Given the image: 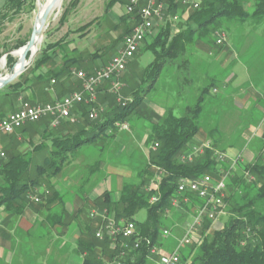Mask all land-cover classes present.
<instances>
[{"label": "trees", "instance_id": "trees-1", "mask_svg": "<svg viewBox=\"0 0 264 264\" xmlns=\"http://www.w3.org/2000/svg\"><path fill=\"white\" fill-rule=\"evenodd\" d=\"M162 1L167 5L166 12H170L171 16L178 11L180 0ZM77 2L78 0H71L64 7L59 18L60 24ZM115 2L127 5L129 0H106L105 13ZM34 8L35 0H5L0 8V31L7 21H11L22 10L31 12ZM136 11L137 8L131 14L126 13L122 16L123 21L128 19L129 25L125 26L123 34L119 35L110 47L122 41L123 36L131 31L132 23L138 18ZM132 17L135 19L133 20ZM263 17L264 0H200L198 8H190L187 19L177 33L173 35L169 33L170 22L166 21L155 38L148 43L146 49L151 50L154 57L144 68L143 77L136 88L130 89L126 94L130 98L123 104L110 103L109 108L93 120H89L88 110L92 106L96 107V102L79 104L76 108L79 114L78 123L63 122L60 127L66 130L64 134L58 135L54 130L52 131L49 126L50 120L44 118L36 122H28L12 134L0 136L1 145L6 151V157L0 159V206H3L10 218L18 217L26 208H30L42 216V222L45 221L51 227L62 226L61 216L59 213L56 214L53 206L57 203L61 204L64 195L52 187L50 180L60 174L63 175L66 167L72 164L82 147L96 145L98 139H103L105 143H115L114 138L117 133L128 131L119 130L115 124L127 122L130 127L132 126L134 123L132 118L135 115V118L139 116L138 108L143 103L145 92L155 85L163 67L167 63H173L178 69L183 68L186 73L182 80L177 79L182 93L186 95L183 113L177 115L172 107H168L161 114H154L156 122L151 125L144 139L148 153L135 167V179L124 182L116 198L105 189L90 202L91 207L98 210L105 209L107 214L113 216L118 223L121 220L133 221L138 234L129 239L116 237L112 240L109 236L98 239L95 231L100 226L101 219L89 215L84 226L79 227V235L74 240L72 251L81 257V264H109L114 260H119L121 264H149V247L153 244L158 247L164 245L161 227L169 221L166 213L170 209L176 210L170 205V199L176 193L179 178H196L208 174L213 179H218L222 172H228L226 194L223 197V201L228 204L226 223L222 228L212 229V220L204 219L200 228L201 238L197 240L198 242L187 244L189 246L187 250H184V247L178 264H264V142L253 160L241 166L240 173H237L227 161L218 163L213 157L212 150L209 149L195 155L190 162L179 160L180 155L194 144L193 139L200 132L201 114L206 100L213 96L219 97L217 95L220 94L218 90L221 89V83L230 74L224 73L218 75V78L213 76L212 79L210 76L206 84H201L196 95L190 96L189 92L193 86V67L189 66L190 56L184 58L186 49L189 48L188 53L191 54L194 48L204 49L201 45H206L205 41L211 37L212 43L221 48L223 43L221 45L215 43L213 34L216 30L226 29L229 22L243 25L248 22L259 24ZM88 25L89 22L79 28L85 30ZM28 38L29 36L18 40L11 47H6L5 43L0 42V58L8 50L23 46ZM58 44V42L46 43L39 49L29 68L31 76L21 79L22 72L15 80L0 89V115L4 113L2 109L6 106L11 111H15L17 97L28 87H39L44 93H48L44 88L52 77L56 80L55 86L60 75L71 74L70 66L76 62L72 58L63 61L62 71H40L49 64L50 50ZM15 62L16 58L12 54L6 55L8 69ZM85 72L92 73V71ZM102 86L97 88L101 99L106 96L105 93L102 97L101 93L106 89ZM185 87L188 89L185 90ZM212 89L216 91L211 93ZM190 98L194 99L193 103L187 102ZM41 126L43 129L39 133V141L32 144L30 150L25 152L16 150L17 133L20 132L24 140H27L26 137H33ZM214 131L211 129L207 132L210 137L208 140L213 148L225 152L219 148L216 140L214 141L213 134L216 133ZM25 133L27 135H24ZM30 140L28 138L31 144ZM155 143L157 146L152 149L151 146ZM114 146L117 149L118 146ZM103 147L104 145L98 150L103 151ZM37 153H42L41 163L35 164V174L31 175L32 156ZM103 159L100 156L89 164L88 175L98 169ZM246 172L252 176L251 179L245 175ZM40 181L47 183L51 193L37 194L40 200L34 202L31 199L32 189L41 184ZM151 181H155L156 188L151 186ZM185 195L189 197L188 202H183L180 197L182 209L176 211L186 209L195 214L200 200L194 194ZM153 196L157 197V200L151 201ZM140 210L145 211L142 220L134 217ZM80 211L77 209L72 217H77ZM207 231L210 234H207ZM136 238H141L140 246L133 248ZM145 238L149 239V244L145 242ZM122 241L126 242L128 247L124 248L121 245ZM121 252H124V255H121Z\"/></svg>", "mask_w": 264, "mask_h": 264}, {"label": "rangeland", "instance_id": "rangeland-1", "mask_svg": "<svg viewBox=\"0 0 264 264\" xmlns=\"http://www.w3.org/2000/svg\"><path fill=\"white\" fill-rule=\"evenodd\" d=\"M44 1L45 0H40V2L42 3ZM89 1L90 0H81V5L79 6V11L77 12V19L79 21L77 26L88 22L91 19V16L95 13V15L98 16V19L94 22L93 25L88 28L83 37L76 38L73 42L70 41V43L72 42L71 44L74 43V45L78 47L82 52H75L71 54L73 56H69L75 57L79 56L81 53H83L82 55L85 56H95L96 53H100V55L103 53L101 58L104 59L113 51V48L110 47L111 37L107 25L109 18L108 16L102 17L106 0H94V4L92 6H88ZM182 1L183 0H180V3L177 7L178 11L175 13L178 16H182V14H188V11L191 8L187 3H183ZM67 5V0H62L60 7L58 8L57 15L53 16V13L56 10H54V12L52 13V16L49 19V25L44 31L42 40L38 44V51L36 52L35 56L38 54L39 49L43 48L46 44V41L48 39L47 34L50 31L57 29L59 25L58 21L60 15L64 7ZM119 7L121 11L125 9L122 5H120ZM90 8H93L94 10L92 15H88L89 13H85ZM36 11L37 7L35 5V8L31 12H26L25 10H22V12L15 15L11 21H7L1 28L0 42L5 43L7 45L6 47H11L18 40L30 36L31 29L33 26V16ZM165 15H168L167 21H172L171 24L174 23V26L178 29L181 20H172L170 12L168 13L165 11ZM86 17L87 19H85ZM255 23L256 22H248L243 25L238 24L236 22H229L226 26V29L221 28V30L224 31L226 34L225 41L222 45L220 44L221 48L212 43L211 37L208 38V41H205L206 45H201V48L204 49H193L192 54H185L184 58L188 55L190 56L189 60L190 63H192L190 67H193L192 84H206L210 76H216V78H218V75H223L224 73H231L235 74L234 77L237 76V79L241 75H244L243 79L247 77L249 79V82L251 83V86H257L264 77V17L261 23ZM163 26L164 25L162 23H158L154 27V32H152L147 41H144L139 51L127 64L126 71L123 72L120 77V81L122 83L121 88L112 89L109 82L105 83V86H102L106 88L105 91L102 93L100 92L101 94H103L102 97L106 93V96L103 99H101V95L99 94V91H97L95 100L96 107L94 106L95 108H97L98 111L97 118L109 108L110 103L116 102L122 104L124 101L130 98L126 94L130 89L136 88L137 84H139L141 78L143 77L142 73L144 68L154 57L151 50L144 49L148 46V42H151L155 38L156 34L160 31ZM109 29H111V26H109ZM119 30L117 29V32ZM247 32H250L248 34L251 35L248 36V34H246ZM117 34L118 33H116L115 35ZM58 37L59 36H55L53 39L49 38L48 41L55 40ZM249 41L250 45L246 46ZM69 46L66 47L68 48ZM63 53L64 52L62 50H58L59 55H63ZM13 56L17 59V56ZM232 58L233 61H230ZM201 62H204L205 65L203 66L205 67V70L204 68L200 67ZM229 62L232 63H230V65L226 66L225 68H222ZM179 63L181 64V61H179ZM241 65L245 67L244 70H246V74H244L243 70H241ZM30 66L23 71L21 79L31 76V71L29 70ZM212 67H217L218 69H212ZM1 68H3L4 74L9 71L6 66V60L4 63V67H2L0 62V71ZM204 71H206V74H204ZM212 73L215 74L212 75ZM231 74H229V76ZM184 76H186L184 69H178V67L173 63H167L163 67L155 85L150 90L145 92L143 103L140 105L141 107L138 108L139 116L135 118V115L132 118L134 123L131 127L129 126L128 131H125V133L127 134L122 136V142L126 143L130 141L134 145L136 141H138V143L141 141L140 138L142 139V141H144L147 133L149 132V128L153 123L156 122V116L154 117V114H161L164 110L163 109L159 111H153L148 103L151 99H154V96L159 91H165L164 93L167 92L168 94H166L168 95V98L172 97L174 106L176 108L175 113L177 115L183 113V106L185 105L184 100L186 98V95L182 93L177 79L182 80ZM233 79H231L230 83L228 82L226 84L225 80H223V82L221 83V89L218 90L220 94H218L217 96L219 97H215L216 99H213V97H211V99L206 100L205 105L203 106V112L201 114V126L206 127L205 124L210 121L212 124H214L213 121H216L217 118H219V120L216 121L218 131L213 134L214 141L216 140L215 142H217L219 148L223 149L227 154L226 161L228 164H231L232 160L237 156L242 159V161L233 168L237 173H240L241 166L244 163L253 160V158L256 156V153L260 150L264 142V135H261L259 137L260 139L257 138L255 128L256 123L259 120L261 121L262 118H264V110L254 108L252 111L247 112L245 111V109H241L240 107H243V101L245 100L243 98L244 95L241 96L240 94L244 93L243 89H245L246 86L243 87L242 90H235L234 87L237 83L236 80ZM187 89L188 87H185V90ZM189 93L190 96H192L191 92ZM211 93H213V89ZM218 98H220V100H218ZM166 102L168 101H165V103ZM187 102L193 103L194 99H187ZM6 109H9L8 106H6ZM76 123H78V121ZM119 123L120 122H117L115 126ZM211 123L209 126L212 127ZM62 124L63 122L60 123V125ZM60 125H58L57 127H53L52 131L54 129H61ZM211 127L209 128L211 129ZM136 131H138V133ZM19 133L16 134V139L18 142L16 150H18L19 152H25L26 150H30L32 144L39 141V137H37L36 133L33 134V137H28L31 139V144L28 142L27 137V140H24V136L20 135ZM133 137L136 141H133ZM209 138L210 137L207 135L206 131H204L203 128V132H199L198 138L193 139V143H200L201 141L208 140ZM121 143H105L103 139L97 140L96 147H98L99 145H104V152L101 155L104 159L103 161H101L98 169L91 175H88L89 171L87 167L89 166V162L91 164L94 160H96L97 153L96 151L92 150L95 147L84 146L82 147L83 150L90 148L89 152L86 151L88 154V158L86 160L88 161V164H82L83 161H86L82 160V158L80 157L79 160H77L76 156V159L73 160L72 164L66 167L63 175L60 174L50 180L52 187L55 188L57 191H60L64 195L62 203H57L53 206L54 211H56V214L59 213V215L61 216L60 225L62 224V226H59L56 230H53L54 228H50L47 226V224L44 223L43 231L46 232V235L43 236L47 238L49 232L52 236L55 237L60 235V237L64 239L62 241L60 240L61 242L57 247L60 251L66 253L68 252L69 248L74 246V239L79 235L77 234L79 233V227L82 228L84 226V224L89 219V215L92 209H96L90 206L91 200L88 196H90L91 194L94 195V193L96 194V192L102 190L103 188L104 190L108 188L110 189L113 198H116L118 195L117 192L120 190L121 185L124 182H130L135 179V167L139 165V162L141 160L145 159V154L148 153V146H145L143 143V145H141L139 148H137L138 144L136 145L137 147L135 146V148H133L128 146L127 143V146H125L121 155H118V147ZM229 144H231L235 149L232 151L228 149V147L230 146ZM114 145L118 146L117 149H115ZM242 148H254L251 151L252 155L250 154L249 156H246L244 152L248 151ZM0 152L4 153V156H0V159L5 158L6 151L2 146H0ZM230 152H232V154ZM41 159L42 153L33 154L31 164V175L35 174L34 166L35 164H40ZM74 162L79 163L75 164ZM40 183L41 184L36 186V188L32 189L33 192L31 195H37L41 192H44L45 195H50L51 189L48 188L47 183L44 181H40ZM154 183L155 181L150 182V184L153 185ZM72 198H74V200ZM227 205L228 204L224 202L223 214L219 215L215 220L212 221V229L222 228L223 225L226 223L228 218ZM77 209H80L81 213H79L77 217L73 218L72 216L74 215L75 210ZM28 213L32 214L30 209L28 210ZM166 215L168 216L169 221H166V223H164V226H162L161 229L170 230L171 233H173V236H170L168 238L161 237L162 239H164V245L163 247H160V250L170 252L177 242L175 239L177 237L176 235L179 234L181 236L186 225L191 222L193 214L191 210L183 209V211L179 212L176 210L172 211V209H170L166 213ZM134 217L140 220L144 219L145 211L140 210L136 213ZM209 231H207V234H210ZM201 236L202 235L200 234L199 229L195 233L194 242L199 240ZM49 243L50 242H48L47 244ZM188 247V245H183L180 250H187ZM159 259L160 257H158V255H153L149 264H157L156 261H158Z\"/></svg>", "mask_w": 264, "mask_h": 264}, {"label": "built area", "instance_id": "built-area-1", "mask_svg": "<svg viewBox=\"0 0 264 264\" xmlns=\"http://www.w3.org/2000/svg\"><path fill=\"white\" fill-rule=\"evenodd\" d=\"M182 2L189 4L192 8H198L200 5V0H183ZM136 8L137 20L132 23L131 31L123 36L121 46L111 56L107 64L97 68L91 74H87L83 70H72V74L81 82L80 90L55 98L51 102L40 103L31 102L26 99L20 100L19 107L15 111H11L0 118V135L12 134L26 123L36 122L44 118L50 119L51 127H57L62 122L76 123L79 118L78 111L76 110L77 106L81 103L90 104L95 102L98 87L109 82L112 89L121 88L120 77L126 71L127 64L139 51L143 41L152 34L154 27L158 23L165 24L168 20V15H165L167 5L162 0H129V3L126 5V13L131 14ZM171 17L172 19H177V15L175 14ZM132 19L134 20L135 18L132 17ZM213 35L217 45L222 44L226 39L225 33L219 30H216ZM55 83V78H51L44 90L46 92L53 91ZM215 91L213 89V92ZM97 116V109L93 106L90 107L88 118L96 119ZM116 126L119 130H129L127 122H120ZM156 146L157 143L153 144L151 148L155 149ZM205 149L212 150L213 157L218 163L226 161L227 154L213 148L209 140L192 144L187 151L180 155L179 160L190 162L195 155L202 154ZM0 156H4V153L0 152ZM241 161L242 159L237 156L232 160L231 167L236 166ZM227 174L228 172H222L218 179H213L208 174L196 178H179L177 190L175 195L170 199V205L176 210H181L180 197L183 202H188L189 197L185 194L191 193L200 200L199 206L195 214H193L191 222L184 228L181 236L175 238L177 242L173 249L170 252L163 253L160 247L153 244L149 247L150 260L153 255H158L160 259L156 261L157 264H178L180 260V248L194 241L195 233L201 228L204 219L207 218L213 221L223 214V197L225 196ZM245 175L249 176L250 179L252 178L247 172ZM151 186L156 188L157 184L154 183ZM31 199L34 202H39L40 197L38 195H31ZM155 200H157V197H151V201ZM90 217L101 219L100 226L95 231V236L98 239H103L104 236H109L112 240L116 239V237L129 239L138 234L133 221L121 220L118 223L113 216L107 214L105 209H92ZM170 236H173L170 230H162V238ZM140 242L141 238H136L133 242V248H138ZM145 242L147 244L150 243L147 238H145ZM121 245L124 248L128 247V244L123 241ZM121 255H124V252H121ZM109 264L121 263L119 260H114L109 262Z\"/></svg>", "mask_w": 264, "mask_h": 264}, {"label": "crops", "instance_id": "crops-1", "mask_svg": "<svg viewBox=\"0 0 264 264\" xmlns=\"http://www.w3.org/2000/svg\"><path fill=\"white\" fill-rule=\"evenodd\" d=\"M71 0H67V2L69 3ZM5 0H0V8L3 6ZM62 2V0H61ZM56 7L59 8L60 4ZM142 3V1H140ZM94 4V0H90L89 1V5L88 6H92ZM35 5H36V0H35ZM81 5V0H78V2L74 5V7L72 9H70L68 15L66 16L65 20L63 21V23H59L57 29L50 31L47 34V38L49 39H53L55 36H61L60 38H56L55 40H49L47 39L46 43H54V42H58L59 44L53 48H51L50 53H51V61L49 62V64H47L45 67H42L40 71L44 72L46 70L49 71H54V72H59L62 71L63 66V61L67 58H72L75 59L76 62L73 63V65L70 66V72L71 74H62L60 75V77L57 79V84L53 87V91L48 92V93H44L43 90H41V88L39 87H28L27 89H25L17 98L16 102H15V106L14 108H18L19 107V102L20 100H22L23 98L26 100H29L31 102H40V103H45V102H51L53 99L55 98H59L61 95L65 94V93H70L73 91H78L81 89L80 85L81 82L72 74V70H83V71H92L94 72L97 68H99L102 65H105L108 63L110 57L117 52L118 48L121 46V40L116 42V44L112 47L113 51L107 55L104 59L101 58L102 54L100 55V53H96L95 56L92 55H82L83 53H81L79 56H75V57H70L69 55L75 53V52H80L81 50L76 47L73 44H71L76 38H81L83 37V35L85 34V32L88 30V28L94 24L95 21H97L98 16H96L95 14H93L94 10L93 8H90L88 11H86L85 13H89L88 15H92L91 19L88 21L89 25L85 30H82L81 28H79L80 26L88 23H84L82 25L77 26V24L79 23L78 19H77V12L79 11V6ZM106 5V2H105ZM105 5H104V12L102 17L104 16H108V30L110 32V37H111V44H113L114 40L121 34H123V31L125 29V26H128V19H126L125 21H123L122 16H124L126 14V4L124 3H120V2H115L114 4H112L105 13ZM120 5H122L125 9L123 11H121L120 9ZM37 7V6H36ZM66 7V6H65ZM84 13V14H85ZM177 15V14H175ZM188 14H182V16H178L177 15V19H172V20H181L179 28L177 29L174 26V23L171 24L172 21H170V27H169V33L171 35L177 33L182 27L184 21L187 19ZM34 17L35 14L33 16V21H34ZM89 18V17H88ZM172 18V17H171ZM87 19V17L85 18ZM109 26H111V29H109ZM117 29L119 30L117 32ZM249 29V28H248ZM250 31V30H248ZM154 32V31H153ZM116 33H118L117 35H115ZM173 33V34H172ZM250 32H247L246 34H248ZM251 34H248V36ZM149 37H147L144 41H147ZM70 41H72L70 43ZM143 41V43H144ZM70 43V46H69ZM142 43V44H143ZM149 43V42H148ZM250 45V41L246 44V46ZM66 46H69L68 48ZM62 50L64 53L63 55H59L58 54V50ZM195 50H200L199 48H194ZM146 50V48L144 49ZM149 50V49H147ZM142 51V50H141ZM82 52V51H81ZM186 54L189 52L186 49ZM73 56V55H71ZM233 60V58L231 59ZM230 60V61H231ZM230 63V62H229ZM227 63L226 65H224L222 68H225L226 66H228ZM67 64H71V62H67ZM195 64V63H194ZM201 64V66H200ZM199 64L200 67L204 68L205 67L203 65L204 62H201ZM192 65V63L189 64V66ZM208 66V65H207ZM142 67V66H140ZM237 67V65H236ZM192 68V67H190ZM241 70H243V73L246 74V70L245 67L243 65H241ZM212 69H218L217 67H212ZM206 71H204V74ZM264 72V70H263ZM215 73H212V75ZM231 74V73H230ZM235 74H231L230 76H228L225 81L228 83H230L231 79L236 80V85H235V90H242L243 87L246 86L245 89H243L244 93L240 94L241 96H243L244 100V104L242 105L243 107H240L241 109H245V111H252L254 108H259L264 110V77L263 79L260 81V83L255 86H251L249 79L246 77L243 79V76L241 75L238 79L237 76L234 77ZM213 76H211L210 78L212 79ZM54 78V77H52ZM208 78V77H207ZM210 79V80H211ZM234 82V81H233ZM202 85L196 84L192 86L191 89V93L192 95H196V93L199 91V88ZM80 88V89H79ZM165 92V91H164ZM159 91L155 96L154 99H151L148 103L151 107V109L153 111H159V110H163L165 108L168 107H172L174 109V113L175 111V106L173 103V99L172 97L168 98V93H164ZM212 96V94H211ZM170 99V102H169ZM213 99H215V96H213ZM165 101H168L165 103ZM3 114L0 115L3 116L11 111V109H6V107H4L3 109ZM176 114V113H175ZM47 120H50L49 118H45ZM217 120H219V118H217ZM216 120V121H217ZM216 121H213L214 124L210 122H208L207 124H205L206 127H202L200 129V133L203 132V128L204 131H206V133L213 129L215 130L214 132L218 131V127H217V123ZM211 123L212 127L209 126ZM50 126V125H49ZM211 127V129L209 127ZM51 127V126H50ZM53 128V127H51ZM256 128V134H257V138H259L261 135H264V118H262V120L258 121L255 125ZM41 129H43V126H41L38 130V133L36 134L37 137H39V133L41 131ZM55 132L60 135V134H64L66 132L65 129H54ZM138 133V131H136ZM127 133L125 132H119L117 133L116 137L114 138V142L116 143H121L122 142V136L126 135ZM4 135V134H2ZM0 135V136H2ZM24 135H27L26 133ZM28 137V136H27ZM134 138V137H133ZM198 138V135H196L194 137V139ZM1 139V138H0ZM260 139V138H259ZM140 142L138 143V141L135 140V138L133 139V141H136L134 143V145L128 141L126 143L122 142L120 144V146L118 147L119 149V153L118 155H121L123 149L125 148V146L133 147L135 148V146L138 144L139 148L141 145H143L144 141H142V139L140 138ZM261 142V140H260ZM131 143V144H130ZM1 144V142H0ZM230 146L228 147V149H230L231 151L234 150L235 148L229 144ZM2 146V145H0ZM102 145H99L98 147H96V145H92L91 147H95L94 149H92L93 151H96L97 153V158L100 157L102 155V153L104 151H99L98 149L101 148ZM258 146V145H257ZM90 149V148H89ZM89 149H85L83 150L82 148L80 149V151L76 154L77 156V160H79V157L82 158V160H87L88 158V154L87 152H89ZM237 149V148H236ZM248 152H244L246 156H249L250 154L252 155L251 151L254 148H242ZM87 151V152H86ZM250 151V152H249ZM232 154V152H230ZM145 154V153H144ZM96 158V159H97ZM76 160V161H77ZM88 161L86 162H82V164L87 165ZM79 163V162H74ZM90 164V162H89ZM104 188L98 192H96V194L94 193L91 194L89 197L90 200H93L94 198H96L97 196H99L102 192H103ZM107 190L110 191V189L107 188ZM92 193V192H91ZM118 194V192H117ZM118 196V195H117ZM74 200V198H72ZM81 199V198H80ZM83 199V198H82ZM30 208H26L21 215H19L18 217H13L10 218L8 216V214L5 212V210L3 209V206H0V264H81V257L77 256L76 254L73 253L72 248H69L68 252L64 253L62 251H60L57 247L60 244V242L62 240H64L62 237H60V235L58 236H52L49 232V235H47V238H45L46 235L43 231V227H44V223L47 224L48 227L50 228H54L53 230H56L59 225L56 227H51L48 223H46L45 221H41V215L37 214L36 212L32 211V214L28 213V210ZM76 211V210H75ZM71 227V226H70ZM50 230V229H49ZM44 232V233H42ZM79 234V233H77ZM176 235V234H175ZM179 236V235H176ZM61 240V241H60ZM75 240V239H74ZM48 242H50L49 244H47ZM63 244V243H61ZM55 246V247H53ZM163 247V246H162ZM167 252V251H162ZM155 262V261H154Z\"/></svg>", "mask_w": 264, "mask_h": 264}, {"label": "water", "instance_id": "water-1", "mask_svg": "<svg viewBox=\"0 0 264 264\" xmlns=\"http://www.w3.org/2000/svg\"><path fill=\"white\" fill-rule=\"evenodd\" d=\"M59 2H61V0H45L43 3L40 2V0H36L37 11L27 42L17 49L8 50L0 58V62L3 61L5 63L7 54L14 55L16 51H20L16 62L10 67L7 73L4 74L3 68H1L0 89L15 80L19 74L32 64L35 54L38 51V44L42 40L44 31L49 25V19L52 13L54 10L56 11L53 13V16H56L58 13V8L56 7ZM33 49L35 50L34 52Z\"/></svg>", "mask_w": 264, "mask_h": 264}, {"label": "bare ground", "instance_id": "bare-ground-1", "mask_svg": "<svg viewBox=\"0 0 264 264\" xmlns=\"http://www.w3.org/2000/svg\"><path fill=\"white\" fill-rule=\"evenodd\" d=\"M60 3V2H59ZM59 5V4H58ZM57 5V6H58ZM35 50L33 49V52H34ZM19 53H20V51H16L15 53H14V55L15 56H18L19 55ZM1 65H2V67H4V62L3 61H1Z\"/></svg>", "mask_w": 264, "mask_h": 264}]
</instances>
